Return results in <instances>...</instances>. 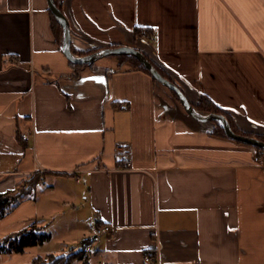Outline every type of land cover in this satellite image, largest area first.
I'll use <instances>...</instances> for the list:
<instances>
[{"label":"crops","instance_id":"crops-1","mask_svg":"<svg viewBox=\"0 0 264 264\" xmlns=\"http://www.w3.org/2000/svg\"><path fill=\"white\" fill-rule=\"evenodd\" d=\"M55 1L75 53L149 45L191 102L206 95L240 129L264 134V0ZM51 14L47 0H0V193L44 179L0 221V240L43 230L71 204L73 223L86 216L78 240L98 264H264V153L188 125L182 105L160 103L129 60L120 63L128 75L121 65L115 79L94 65L82 75ZM136 28L140 36L127 34ZM101 226L116 231L96 235ZM36 256L0 255V264Z\"/></svg>","mask_w":264,"mask_h":264},{"label":"trees","instance_id":"trees-1","mask_svg":"<svg viewBox=\"0 0 264 264\" xmlns=\"http://www.w3.org/2000/svg\"><path fill=\"white\" fill-rule=\"evenodd\" d=\"M57 6L60 7V4L57 3ZM52 15V14H51ZM52 25L53 29L56 33L57 38L60 39L62 35V30L55 17L52 15ZM142 28H136L135 34L136 36L141 35ZM86 54V53H82ZM124 60H129L134 68H138L146 71L148 74L150 72L133 56H125ZM154 66L158 69V71L166 78H169L167 73L160 68L155 62L152 61ZM76 69L83 68L84 65H74ZM151 75V74H150ZM153 78V77H152ZM154 79V78H153ZM155 80V79H154ZM177 100L178 96L176 93L172 92ZM195 106L203 113L213 112L216 114L225 115L230 121L232 128L236 133L252 136L248 133L241 131L235 124L234 119L222 108L218 107L210 98L206 95H202L200 97V101ZM213 134L227 137L224 133L222 127L216 123L214 129L211 131ZM258 137L260 140L264 141V135H260ZM259 153H264V149L255 147ZM40 174H33L29 179L28 183L30 184V188L28 190H10L5 193H0V221H2L7 215H9L22 201L26 199L33 198L36 192L35 184L39 181ZM51 235L49 233L42 232V228L33 224L29 227L21 229L19 231L13 232L11 234L6 235L4 238L0 240V255H14V254H24L25 252L35 249L36 247L43 245L47 241H49ZM150 253V252H147ZM153 255V253H151ZM90 254L85 249L78 251H70L67 254L63 255H54L48 254L46 256L38 255L36 256L30 264H91Z\"/></svg>","mask_w":264,"mask_h":264},{"label":"rangeland","instance_id":"rangeland-1","mask_svg":"<svg viewBox=\"0 0 264 264\" xmlns=\"http://www.w3.org/2000/svg\"><path fill=\"white\" fill-rule=\"evenodd\" d=\"M76 2H78V6L85 8L84 0H74L73 4H75ZM127 34H129V36L131 37L133 36L134 38L136 36L135 32L134 34L127 32ZM139 40L140 42L144 41L142 39H139ZM144 45H148V44L143 43V46ZM138 49H142L143 51H145L147 55H149V52H150L149 45L147 48L146 46H144V48H138ZM124 58L126 57L125 56H109V57L103 58L94 64L93 66V68H95L94 73H96L97 76H101V74H104L106 72V69H109L110 78L115 79L117 71L122 69L121 67L119 68L120 65L123 66L124 71H127L126 75L135 72V70L130 69L131 68L130 63L120 64V63H123ZM256 66L258 67L257 69L261 77V72L263 73L264 70L262 67L258 66L257 64ZM93 68L88 67L86 69L83 68V70L82 69H79V70L82 75H85V73H92ZM141 71H143L146 74V76L150 78V82H152V88H154V93L159 98L160 103L164 101L170 106L177 107L178 109L181 108L180 102L176 99V97L174 96L171 90L161 85L156 80H153L152 77L146 71L144 70H141ZM172 79L173 81L177 82V79L175 78H172ZM137 83L141 84V82L138 79H137ZM111 86H113V82L111 83ZM124 88H127V87H124ZM118 89H119V85H118ZM242 90H243L242 88L239 89L240 92ZM126 92L128 93V90ZM248 102H250L249 98H247V103ZM237 127L239 128V126ZM240 130L252 135L251 137L258 138V137H261L260 135H262L261 133L257 132L256 129L250 126H247V131H244L242 129ZM21 187H23V184L20 185V187L17 188V190L19 191ZM40 193L41 191L37 190L35 192V195L38 196ZM78 217H81L80 223H77V224L73 223L74 219L77 218V215L75 214L71 204L65 207L57 208L53 214V218H51L50 220H48V222H46V225L42 230V232L49 233L53 237L49 241L44 243L43 245H40L36 247L35 249H33V252H35L37 255H43V256H46L48 254H54V255L59 256V255L67 254L70 251L74 252V251L81 250L83 247L85 248L86 247L85 245L80 244L78 237L81 235V232H82V231L79 232V230H82L84 227V226L81 227V223L85 224L84 218L86 216L85 214H83V212H81ZM77 227L80 229H77ZM90 261H91V264H98V257H96L95 252L93 253V255H91Z\"/></svg>","mask_w":264,"mask_h":264},{"label":"water","instance_id":"water-1","mask_svg":"<svg viewBox=\"0 0 264 264\" xmlns=\"http://www.w3.org/2000/svg\"><path fill=\"white\" fill-rule=\"evenodd\" d=\"M49 9L52 15L62 29L61 50L74 65H84V67L93 66L97 61L109 56H133L135 57L151 74V76L161 85L167 87L169 90L175 92L179 101L188 116L186 123L192 127L194 126H208L211 131L214 129L215 124L218 123L227 137L230 139L252 145L264 149V141L256 137L245 136L235 132L228 118L222 114L213 112L203 113L195 104H192L184 91L170 79L164 77L154 64L150 61L147 55L139 50L130 48L128 46H120L116 48H102L90 54H77L74 48L77 47L74 37L72 35L71 22L66 14L57 6L55 0H47ZM264 135V134H262Z\"/></svg>","mask_w":264,"mask_h":264},{"label":"built area","instance_id":"built-area-1","mask_svg":"<svg viewBox=\"0 0 264 264\" xmlns=\"http://www.w3.org/2000/svg\"><path fill=\"white\" fill-rule=\"evenodd\" d=\"M23 137L28 139L29 136L28 135H24ZM127 168H129V164H127ZM43 180H44L43 177L40 176L39 181L35 184L36 188H39V187L42 186ZM29 188H30V184L29 183H25V184H23V187L20 188V191L22 189L28 190ZM115 231L116 230L113 229L111 226H101V227L95 229L94 233L96 235H104V234L110 235V234H113ZM154 260H155V258H154V256L151 253H147L146 254V256H145V262L146 263H153ZM131 264H133V263H131Z\"/></svg>","mask_w":264,"mask_h":264},{"label":"flooded vegetation","instance_id":"flooded-vegetation-1","mask_svg":"<svg viewBox=\"0 0 264 264\" xmlns=\"http://www.w3.org/2000/svg\"><path fill=\"white\" fill-rule=\"evenodd\" d=\"M56 2V1H55ZM58 3V2H57ZM60 7H61V5H60ZM90 54V53H89ZM148 57V56H147ZM149 58V57H148ZM150 59V61L152 62V60H151V58H149ZM169 77V76H168ZM168 79H170L171 81H173L170 77L168 78ZM173 92V91H172ZM175 93V92H174ZM177 95V94H176ZM178 96V95H177ZM178 99H179V97H178ZM179 101V100H178ZM180 102V101H179ZM191 102V101H190ZM192 104H194L193 102H191ZM181 104V103H180ZM184 110V109H183Z\"/></svg>","mask_w":264,"mask_h":264}]
</instances>
